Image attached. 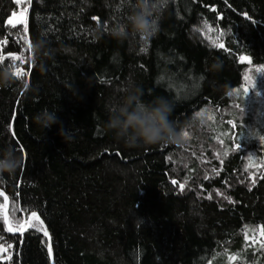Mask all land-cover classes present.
<instances>
[{
    "label": "trees",
    "instance_id": "16d2710c",
    "mask_svg": "<svg viewBox=\"0 0 264 264\" xmlns=\"http://www.w3.org/2000/svg\"><path fill=\"white\" fill-rule=\"evenodd\" d=\"M135 4L0 0V158H22L0 175V264H264V0H160L159 31L118 42ZM130 84L172 101L182 144L107 130Z\"/></svg>",
    "mask_w": 264,
    "mask_h": 264
},
{
    "label": "clouds",
    "instance_id": "9594fccd",
    "mask_svg": "<svg viewBox=\"0 0 264 264\" xmlns=\"http://www.w3.org/2000/svg\"><path fill=\"white\" fill-rule=\"evenodd\" d=\"M160 0H136L134 9L129 13L125 25L111 29V36L118 42L130 40L133 36L148 39L159 31V22L155 18L159 12ZM43 47L41 42L33 45L34 50ZM14 79L10 69L0 71V85H6ZM174 104L163 96L151 101L143 99V91L135 85H128L125 94L108 112L106 128L128 148H138L155 144H182L186 140V125H178L172 119ZM34 123L43 129L61 124L56 111L43 109L33 117ZM61 126L59 134L64 140L68 136ZM11 146L2 150L0 175L15 173L21 165Z\"/></svg>",
    "mask_w": 264,
    "mask_h": 264
},
{
    "label": "rangeland",
    "instance_id": "374dc122",
    "mask_svg": "<svg viewBox=\"0 0 264 264\" xmlns=\"http://www.w3.org/2000/svg\"><path fill=\"white\" fill-rule=\"evenodd\" d=\"M27 13L25 10L21 11V14H13L9 17L8 21L10 23H18V22H25L26 21ZM8 218V214H7Z\"/></svg>",
    "mask_w": 264,
    "mask_h": 264
},
{
    "label": "snow or ice",
    "instance_id": "6c2138e0",
    "mask_svg": "<svg viewBox=\"0 0 264 264\" xmlns=\"http://www.w3.org/2000/svg\"><path fill=\"white\" fill-rule=\"evenodd\" d=\"M17 3H19V0H17ZM250 23H256L255 21H253V20H251L250 19V21H249ZM219 47H223V44H221V45H219ZM241 59H244V57H241ZM231 123V122H230ZM233 127H235V125H233ZM237 135H239V134H237ZM185 136H187V133H185ZM261 139H264V137H261ZM240 147H241V145H240V143H238L237 145H236V149L237 150H240ZM251 159V158H250ZM173 183H175V181H173ZM181 188H183V185H181ZM32 215L33 216H35L36 214L33 212L32 213Z\"/></svg>",
    "mask_w": 264,
    "mask_h": 264
},
{
    "label": "water",
    "instance_id": "95a60500",
    "mask_svg": "<svg viewBox=\"0 0 264 264\" xmlns=\"http://www.w3.org/2000/svg\"><path fill=\"white\" fill-rule=\"evenodd\" d=\"M4 214H5V219H6V221H8V219H7V209H5Z\"/></svg>",
    "mask_w": 264,
    "mask_h": 264
}]
</instances>
